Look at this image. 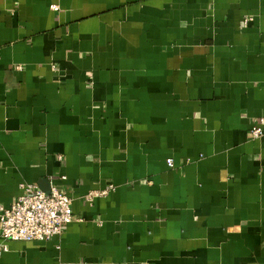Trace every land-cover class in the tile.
Returning <instances> with one entry per match:
<instances>
[{"label":"crops","instance_id":"1","mask_svg":"<svg viewBox=\"0 0 264 264\" xmlns=\"http://www.w3.org/2000/svg\"><path fill=\"white\" fill-rule=\"evenodd\" d=\"M261 118L264 0H0V207L73 210L0 264H264Z\"/></svg>","mask_w":264,"mask_h":264},{"label":"built area","instance_id":"2","mask_svg":"<svg viewBox=\"0 0 264 264\" xmlns=\"http://www.w3.org/2000/svg\"><path fill=\"white\" fill-rule=\"evenodd\" d=\"M54 9H57L55 6ZM252 17H245L247 25ZM251 133L255 137L264 134V118L252 126ZM62 159V155L58 156ZM170 167L174 166L172 158L167 159ZM21 193L9 206L0 207V253L8 250L6 244L10 240L47 241L62 233L64 227L73 220L72 199L51 185L49 191L42 190L37 184L21 183ZM110 184L100 191L87 195L92 201L96 195H107L114 190Z\"/></svg>","mask_w":264,"mask_h":264}]
</instances>
